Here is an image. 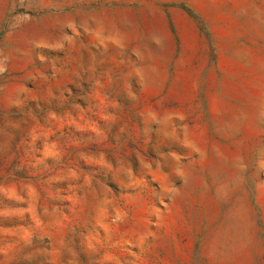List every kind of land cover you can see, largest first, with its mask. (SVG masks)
Listing matches in <instances>:
<instances>
[{"label":"rangeland","instance_id":"obj_1","mask_svg":"<svg viewBox=\"0 0 264 264\" xmlns=\"http://www.w3.org/2000/svg\"><path fill=\"white\" fill-rule=\"evenodd\" d=\"M0 264H264V0H0Z\"/></svg>","mask_w":264,"mask_h":264}]
</instances>
